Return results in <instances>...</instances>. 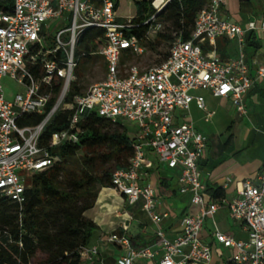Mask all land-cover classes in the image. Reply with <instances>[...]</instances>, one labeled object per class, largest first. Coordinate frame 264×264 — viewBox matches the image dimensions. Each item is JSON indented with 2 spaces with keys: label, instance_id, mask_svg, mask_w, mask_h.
<instances>
[{
  "label": "built area",
  "instance_id": "built-area-1",
  "mask_svg": "<svg viewBox=\"0 0 264 264\" xmlns=\"http://www.w3.org/2000/svg\"><path fill=\"white\" fill-rule=\"evenodd\" d=\"M172 1L126 0L133 15L120 18L121 0H11L9 10L5 9L7 0H0V81L8 77L24 89L23 94L7 101L0 86V198L21 206L26 181L58 160L49 151L78 144L83 134L80 123L94 112L101 119L128 123L135 129L133 155L125 169L113 173L111 188L130 206L142 201V210L160 241L158 264H208L211 247L200 241L199 234L204 219L214 215L218 206L206 201L205 181L198 166L206 142L190 123L175 124L174 112L187 111L194 103L209 121L213 113L204 98L192 94L206 91L230 100L241 116L247 115L248 92L257 84L264 89V61L249 73L245 39L259 33L264 40V13L243 27L225 18V0H208L197 13L187 40L180 32L174 33L164 61L147 69L127 65V57L143 56L147 53L145 44L154 43L163 33L161 15ZM136 3L146 4L141 25L134 22ZM55 22L58 31L45 47L44 27L51 29ZM139 27H145L140 39L127 35ZM88 30L99 32L90 56L102 59L104 76L86 92L69 99L73 84L78 82L73 75L79 61L75 49ZM222 39L237 42L235 59L219 57L216 47ZM60 111L70 112L67 127L52 133L41 145L45 127ZM25 115H41L42 120L35 126H19L17 120ZM150 155L173 172L178 194L188 195L190 204L198 209L182 218V231L173 241L158 228L168 214L157 212L156 193L143 183L151 167ZM227 206L230 217L247 231L248 239L237 241L217 232L215 241L231 251V264H264V172L257 181L238 183L236 197ZM107 242L123 249L118 264L154 256L148 249H133L124 234L110 233ZM80 254L82 259H90L97 249H83Z\"/></svg>",
  "mask_w": 264,
  "mask_h": 264
},
{
  "label": "trees",
  "instance_id": "trees-1",
  "mask_svg": "<svg viewBox=\"0 0 264 264\" xmlns=\"http://www.w3.org/2000/svg\"><path fill=\"white\" fill-rule=\"evenodd\" d=\"M207 2L174 0L161 15L162 19L187 40L197 13ZM7 3L5 9L9 10L11 0ZM144 11L146 4L136 3V24H142ZM252 11L254 8L248 1L239 2L240 13ZM144 32L145 27H139L129 30L127 35L140 39ZM97 33L92 30L84 32L75 49L77 57L90 58L96 48ZM255 39L254 34L246 36L248 53L260 47ZM161 41L171 43L172 37L168 34L157 36L155 43ZM217 45V52L222 56V48L219 43ZM133 58L129 56L127 61ZM99 64L103 70V64ZM58 90L57 86L54 92L58 93ZM81 90L80 81L73 84L69 99L82 94ZM69 115L68 111H60L53 116L42 133L41 145L46 144L52 133L67 127ZM41 120V115H25L17 120V124L35 126ZM79 127L83 130L79 143L50 150L58 160L27 180L21 206L0 198V264H82L80 253L98 230L85 213L93 209L100 189L112 187L113 173L128 166L133 155L134 138L128 136L122 124L101 119L94 112L89 113ZM167 181L165 177L160 178L161 189L167 187ZM206 193L213 198L222 196L219 189H207Z\"/></svg>",
  "mask_w": 264,
  "mask_h": 264
},
{
  "label": "crops",
  "instance_id": "crops-1",
  "mask_svg": "<svg viewBox=\"0 0 264 264\" xmlns=\"http://www.w3.org/2000/svg\"><path fill=\"white\" fill-rule=\"evenodd\" d=\"M240 1L243 0H225L223 10L225 18L230 22L239 23L245 27L248 21L257 19L264 13V4L262 2L259 12L254 8V11L249 14L240 13ZM254 35L260 47L251 53H248L246 47H244L245 61L250 74H253L257 65L264 61V40H262L259 33H254ZM218 43L220 44L219 47L222 48L223 55L220 56L217 53L222 60L228 61L237 57L239 49L236 41L222 39L218 40ZM217 48L218 45L216 51ZM102 64L104 67L103 61ZM104 71L105 68L102 70L103 76ZM261 88L262 86L257 84L248 92L245 99L246 116H241L228 99L215 98L206 91H195L192 94L204 98L206 107L213 113V116L206 122L204 120L205 114L192 103L187 111L176 110L174 112V123L178 125L187 122L196 130L198 122L210 123L216 115L215 111L209 107L212 100L220 101L223 107L229 106L230 111L240 119L252 120V112L257 108H264V94H262ZM191 106L201 113V117L196 121L193 120L189 113ZM132 132L133 137L135 133L134 128ZM200 133L204 136L206 142L204 158L198 163L205 181L206 188L204 195L207 202L215 203L218 208L214 215L204 219L199 238L203 244L211 247L212 256L208 264H231L228 261L231 251L219 245L215 241L214 234L218 232L230 236L237 241H247V231L241 223L230 217L227 205L236 197V185L238 183L246 180L257 181L259 175L264 172V161L256 160L251 164L240 165L236 162V156L242 149L239 148L238 144L234 145L232 136L223 141L220 139L221 136L209 139V136L202 132ZM238 133L236 131V135ZM149 157L151 167L147 169V177L143 180V183L149 185L156 193L157 212L168 214V217L161 221L158 228L162 230L164 237L168 241H173L182 231V218L187 215L196 214L198 209L190 204L188 195L178 194L176 176L173 172L158 164L153 155ZM164 177L168 179V185L165 189H161L160 178ZM104 189L110 190L111 193H105L102 202L98 203L99 194ZM207 189H219L222 192V196L213 198L211 194L206 193ZM85 217L98 227V230L94 233L86 247L87 250L96 248L97 254L93 255L90 259H82V264H118V258L123 253V249L107 242L110 233L124 234L133 249H148L154 255L150 260L136 259L132 264L159 263L161 256L160 241L155 235L156 228L151 223L148 215L142 210V201H138L135 205L130 206L125 198L114 189L102 188L98 193L93 209L86 212ZM177 260H180V257Z\"/></svg>",
  "mask_w": 264,
  "mask_h": 264
},
{
  "label": "rangeland",
  "instance_id": "rangeland-1",
  "mask_svg": "<svg viewBox=\"0 0 264 264\" xmlns=\"http://www.w3.org/2000/svg\"><path fill=\"white\" fill-rule=\"evenodd\" d=\"M253 8L259 12L261 6V0H248ZM133 15V7L127 5L126 0H121V4L118 10V16L120 18H128ZM51 29H46L44 27L45 40L43 45L46 47L50 46V40L52 36L58 31V28H54L57 24L51 23ZM161 35L168 34L173 38L175 30L171 27L169 23L164 22V29ZM68 37V35H65ZM147 53L141 57H134L126 61L127 65H135L139 69H147L153 64H157L168 54L170 43L161 41L159 43H146ZM155 51V52H154ZM98 61L102 63L100 57L90 56L89 59L79 58L78 67L73 71V75L78 81L81 82L82 90L81 92H86V90L93 84L99 82L103 78L102 67ZM0 86L4 92L5 99L7 101H13L16 94H23V87L17 85V83L8 77L3 78L0 81ZM209 107L213 109L216 113L213 120L210 123H197V130L211 137H220L221 140L225 141L229 136H232V141L234 145L238 144L239 148L242 149L240 153L236 156V162L240 165L251 164L256 160L264 161V108H257L252 112L253 118L251 119H240L235 114L230 111V107L221 106V102L218 100H212ZM193 120H198L201 117V113L197 111L193 106L190 107L189 111ZM257 119L255 121L254 119ZM127 129L129 137H132L133 128L128 123L123 125ZM236 131L239 132L236 135ZM235 134V135H234ZM210 152V151H209ZM81 153H78L80 156ZM27 183V181H26ZM105 193H111L110 190L104 189L99 194L98 203L102 202V198Z\"/></svg>",
  "mask_w": 264,
  "mask_h": 264
}]
</instances>
